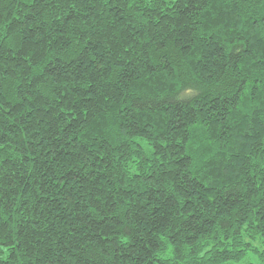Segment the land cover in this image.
Instances as JSON below:
<instances>
[{
	"label": "trees",
	"instance_id": "1",
	"mask_svg": "<svg viewBox=\"0 0 264 264\" xmlns=\"http://www.w3.org/2000/svg\"><path fill=\"white\" fill-rule=\"evenodd\" d=\"M250 256L264 0H0V264Z\"/></svg>",
	"mask_w": 264,
	"mask_h": 264
},
{
	"label": "rangeland",
	"instance_id": "2",
	"mask_svg": "<svg viewBox=\"0 0 264 264\" xmlns=\"http://www.w3.org/2000/svg\"><path fill=\"white\" fill-rule=\"evenodd\" d=\"M173 1V0H169ZM251 261V263H249ZM245 264H259L257 258L255 256H250L248 260L245 262Z\"/></svg>",
	"mask_w": 264,
	"mask_h": 264
}]
</instances>
